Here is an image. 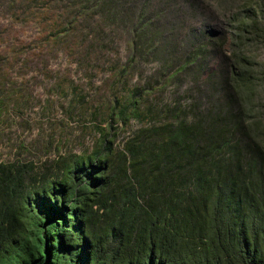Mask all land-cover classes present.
Instances as JSON below:
<instances>
[{
	"label": "trees",
	"instance_id": "16d2710c",
	"mask_svg": "<svg viewBox=\"0 0 264 264\" xmlns=\"http://www.w3.org/2000/svg\"><path fill=\"white\" fill-rule=\"evenodd\" d=\"M186 3L0 0V129L48 80L46 114L61 100L92 138L41 165L0 159V264H264L247 70L187 28Z\"/></svg>",
	"mask_w": 264,
	"mask_h": 264
},
{
	"label": "rangeland",
	"instance_id": "374dc122",
	"mask_svg": "<svg viewBox=\"0 0 264 264\" xmlns=\"http://www.w3.org/2000/svg\"><path fill=\"white\" fill-rule=\"evenodd\" d=\"M164 1L154 0L158 6ZM187 2L183 6L186 13H190L187 28L194 26L198 30L207 29L206 31L212 34L223 36L226 40L225 49L229 54L235 53L234 55L243 63V69L247 70L245 84L249 85L247 93L250 96L251 114L260 128L259 137L264 143V0H187ZM28 32L32 31L28 29ZM124 45L125 42L121 46ZM144 67L153 69L156 62L146 61ZM101 77L100 72L95 80L97 85L101 82ZM83 81L82 78L81 82ZM48 89V80H45L35 92L41 97L42 103L39 102L23 118L17 119V122L13 120L9 128L0 129V159L18 157L41 165L56 157L58 151L68 147L79 151L92 143L91 136L83 133L74 120L68 122L64 118L61 100L57 101L50 116L46 114L48 112L45 111L43 103L46 97H50ZM168 90L171 96L176 88L171 85ZM61 119L64 124H61ZM127 134V131L122 132L119 140ZM94 228L98 231L100 225Z\"/></svg>",
	"mask_w": 264,
	"mask_h": 264
}]
</instances>
